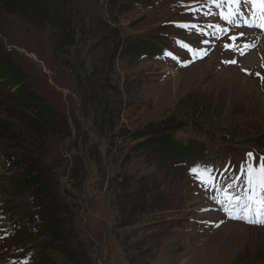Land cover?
Wrapping results in <instances>:
<instances>
[{"label": "rangeland", "instance_id": "rangeland-1", "mask_svg": "<svg viewBox=\"0 0 264 264\" xmlns=\"http://www.w3.org/2000/svg\"><path fill=\"white\" fill-rule=\"evenodd\" d=\"M199 6L208 8L212 33L200 34ZM229 7L211 0H0L1 58L19 66L39 97L44 128L31 130V111L0 78V264L258 260L264 223L230 218L224 194L201 184L183 158L159 154L153 141L173 128L176 142L201 144L194 160L213 170L217 187L239 176L241 188L231 194L246 197L241 167L248 153L254 165L264 157V31L243 23L258 26L250 13L239 26L227 24L219 13ZM212 23L228 31H213ZM241 32L235 43L250 46L244 55L221 47ZM32 161L43 185L16 189L17 162ZM238 215L264 221L262 206ZM226 222L236 226L219 229ZM222 246V257L208 262Z\"/></svg>", "mask_w": 264, "mask_h": 264}, {"label": "snow or ice", "instance_id": "snow-or-ice-1", "mask_svg": "<svg viewBox=\"0 0 264 264\" xmlns=\"http://www.w3.org/2000/svg\"><path fill=\"white\" fill-rule=\"evenodd\" d=\"M211 3L217 7L220 8L221 4L227 3L230 5L228 13L224 14L223 11L219 13L221 19H223L227 24L237 26L235 25L234 17L240 16L242 17L245 13L242 10L243 5L251 4L253 6L259 5V11L261 13V16L264 17V0H211ZM231 5H235L236 7L233 9ZM196 11V10H193ZM251 27L252 25H248ZM179 27L184 28H192L196 29L197 25H179ZM217 28L218 32H227L228 29H224L220 27L219 25L215 26ZM261 30H264V25H260ZM201 35H204L203 31H200ZM244 36V33L241 32L239 36H230L229 39L233 41V44L228 45L225 44L226 49H231L235 52H238L239 55H244V50L235 43V41L241 37ZM182 46L188 49L189 51H192V49L187 45L183 44ZM249 45H244L243 48H248ZM167 55H171L170 53H167ZM227 63L235 64L237 63L236 60L226 61ZM249 161L247 163V168L242 165L241 167V175L245 177L243 181V188L241 189L242 192L246 193V197L242 195H232L231 192L234 188H241L240 183V177H233V179L227 183L224 186L217 187L216 185V178L212 176L211 169H197L193 168L191 171L195 175L196 179L201 184H211V186L215 189L217 192H221L224 194L225 202L223 203L224 211L228 213L229 217L232 219H243L246 222H256V223H264V221H256L252 217L249 216H239L238 212L243 211L245 213H248L251 211V204L256 203V191L257 189L264 191V157L259 158V163L254 165L253 161L255 160V157L253 153L247 154ZM244 200V203H241V201ZM220 202V201H218ZM259 204L264 207V198H261L259 200ZM235 208L236 212L234 213L232 209Z\"/></svg>", "mask_w": 264, "mask_h": 264}, {"label": "trees", "instance_id": "trees-1", "mask_svg": "<svg viewBox=\"0 0 264 264\" xmlns=\"http://www.w3.org/2000/svg\"><path fill=\"white\" fill-rule=\"evenodd\" d=\"M45 20H49L51 14L49 12L42 13ZM23 74L18 65L8 63L3 60L0 55V78L3 79L4 85L7 88L10 86L11 96L18 100L17 104L20 107L29 108L27 111H31V117L29 119L30 128L35 133L39 130V127L43 125L39 124L41 120L36 114L39 112L40 101L39 97L31 93L24 85ZM22 107V108H23ZM3 126V125H2ZM173 129V128H172ZM172 129H163V132H156L157 137L153 140L156 146H160L159 154L166 153L168 155L175 154L174 156L183 158L185 162L193 163L196 155L203 153L202 145L199 143H193L187 141L185 143L176 142L172 138ZM41 129L39 130V132ZM44 132V128L43 131ZM39 136V134H37ZM196 152V153H195ZM20 162H17L16 167L21 169L20 177L15 183V187L18 190L35 189L42 186V174L41 168L35 161H32L24 166H18ZM75 258V257H74ZM74 264H79L78 261Z\"/></svg>", "mask_w": 264, "mask_h": 264}, {"label": "bare ground", "instance_id": "bare-ground-1", "mask_svg": "<svg viewBox=\"0 0 264 264\" xmlns=\"http://www.w3.org/2000/svg\"><path fill=\"white\" fill-rule=\"evenodd\" d=\"M258 8H259V5H256V6H254V8H252V7H250L248 10H246V16L247 15H249V13L250 14H252V16L251 17H249V18H247V20H251V19H255L256 20V22H257V19L259 20V22H257V24H258V26H259V24H261V25H264V17H262L261 16V13H260V11H258ZM224 12V11H223ZM255 15H257L258 17H256ZM234 20H235V22H237V26H239L240 25V20H241V18H240V16H237V17H235L234 18ZM238 20V21H237ZM243 21V23L249 28V29H251V31H253V32H255L256 33V31H264V30H261V28H260V26L258 27H249L248 25H253L250 21H244V19L242 20ZM247 22V23H246ZM211 26H212V30L214 31V29H215V24L214 23H212V24H210ZM256 35V34H255ZM258 35V34H257ZM260 36H261V34H260ZM263 36V35H262ZM224 39V38H223ZM244 38L243 37H241V38H239V42H241L242 40H243ZM260 40V39H259ZM263 40H264V37H263ZM230 41V40H229ZM261 41V40H260ZM233 44V43H232ZM258 44V43H257ZM222 46H225V45H221V47ZM258 47V46H257ZM244 49V48H243ZM247 49V48H246ZM261 50H262V48H261ZM264 51V50H263ZM208 53V52H207ZM258 54H260V52H257ZM262 53V52H261ZM252 54V53H251ZM207 55V54H206ZM205 55V56H206ZM250 56V55H249ZM248 57V56H247ZM255 58V57H254ZM250 59V58H249ZM264 59V58H263ZM246 60V59H245ZM251 61V60H250ZM252 62V61H251ZM258 62V61H257ZM260 63V62H259ZM230 65V64H229ZM246 66V65H245ZM211 216L212 217H219V215L217 214V213H215V212H213L212 214H211ZM226 218H228V217H226ZM243 224V223H242ZM225 225H226V227H228V228H231V227H234V226H236V224H235V222H233V223H231V222H226V224H224V225H222L219 229H221V228H223V226L225 227ZM245 225V224H244ZM220 226V225H219ZM219 226H217V227H219ZM240 228H242V229H244V227H240ZM215 231H218V229L217 230H215ZM250 232V231H249ZM257 236V235H256ZM259 238L261 239V240H264V233L263 232H261L259 235ZM204 243V242H203ZM226 243V242H225ZM224 243V244H225ZM223 244V245H224ZM198 245H202V243H199ZM262 246H264V243H263V245ZM223 250H224V246H222V247H219V248H217L214 252V255L212 254V259L211 258H209L208 259V262H211L212 260H216L217 258H219V256L220 257H222L221 256V254L223 253ZM260 252H259V254H258V260L257 261H254V264H264V247H262V248H260V250H259ZM206 258V257H205ZM201 259H203V257L201 258ZM201 264H203V262L201 263Z\"/></svg>", "mask_w": 264, "mask_h": 264}]
</instances>
